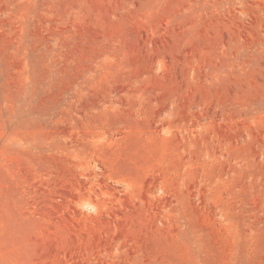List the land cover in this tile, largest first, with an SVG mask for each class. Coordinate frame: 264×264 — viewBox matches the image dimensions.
Instances as JSON below:
<instances>
[{
  "label": "rangeland",
  "instance_id": "obj_1",
  "mask_svg": "<svg viewBox=\"0 0 264 264\" xmlns=\"http://www.w3.org/2000/svg\"><path fill=\"white\" fill-rule=\"evenodd\" d=\"M0 264H264V0H0Z\"/></svg>",
  "mask_w": 264,
  "mask_h": 264
}]
</instances>
